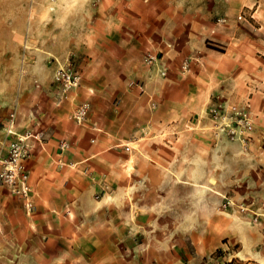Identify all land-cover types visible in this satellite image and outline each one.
<instances>
[{
  "label": "rangeland",
  "instance_id": "rangeland-1",
  "mask_svg": "<svg viewBox=\"0 0 264 264\" xmlns=\"http://www.w3.org/2000/svg\"><path fill=\"white\" fill-rule=\"evenodd\" d=\"M244 17L262 26L264 0H0V191L22 188L20 164L35 191L34 154L71 167L73 146L87 154L97 134L110 161L75 167L127 191L126 217L134 205L150 213L145 246L179 264H248L232 257L246 235L264 255V83L244 57ZM218 105L248 111L254 128L221 131ZM18 137L27 154L16 160Z\"/></svg>",
  "mask_w": 264,
  "mask_h": 264
},
{
  "label": "crops",
  "instance_id": "crops-1",
  "mask_svg": "<svg viewBox=\"0 0 264 264\" xmlns=\"http://www.w3.org/2000/svg\"><path fill=\"white\" fill-rule=\"evenodd\" d=\"M239 23L246 40L244 57L250 65L257 61V76L263 84L264 24L258 26L247 17ZM258 110L260 122L264 109ZM262 128H257L259 135ZM90 136L93 143L87 154L76 155L74 146V153L69 152L71 167L60 168L54 163L57 159L52 161L41 152L32 156L31 212L18 194L0 191V264H179L168 247L160 251L158 242L151 241L155 246L148 248L138 240L137 230L156 227L157 221L135 205L126 217L127 191H111L101 174L86 176L75 167L90 166L96 157L110 161L107 150L113 145L105 137ZM239 239L243 248L232 257L264 264V255L253 252L248 237ZM194 262V257L184 256V264Z\"/></svg>",
  "mask_w": 264,
  "mask_h": 264
},
{
  "label": "built area",
  "instance_id": "built-area-1",
  "mask_svg": "<svg viewBox=\"0 0 264 264\" xmlns=\"http://www.w3.org/2000/svg\"><path fill=\"white\" fill-rule=\"evenodd\" d=\"M241 17V16H240ZM150 62H153L154 59H156V56L149 53L148 57ZM163 71V70H161ZM58 78H63L66 80V85L68 84H74L77 82L78 76L71 75L66 71H58ZM220 106H213L211 107V115L212 119L215 121V125L221 130L225 131L228 134L232 136V138H241V136L247 132L251 131L254 128L253 119L250 116L248 111H234V113L230 114H223L220 111ZM82 111H80L81 114ZM14 120H15V113H12V118L10 123L7 125V134L15 132L14 130ZM21 137H18V139L11 141V149L13 151V156L16 160L19 159L20 156H23L27 154L26 149H22V146L20 144ZM62 146H65V142L62 143ZM130 146L127 145V149H129ZM19 170L22 171V188L13 191L16 194H18L23 200L24 204L27 207L28 210L33 209V205L31 203V195L30 191L28 190V186L26 185L25 179L28 177L27 172L25 171V165L20 164L18 166ZM13 181V180H11ZM229 202V201H228Z\"/></svg>",
  "mask_w": 264,
  "mask_h": 264
}]
</instances>
